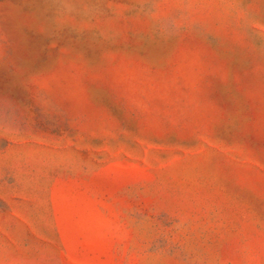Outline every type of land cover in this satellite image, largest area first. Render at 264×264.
I'll use <instances>...</instances> for the list:
<instances>
[{"label": "rangeland", "instance_id": "obj_1", "mask_svg": "<svg viewBox=\"0 0 264 264\" xmlns=\"http://www.w3.org/2000/svg\"><path fill=\"white\" fill-rule=\"evenodd\" d=\"M0 264H264V0H0Z\"/></svg>", "mask_w": 264, "mask_h": 264}]
</instances>
